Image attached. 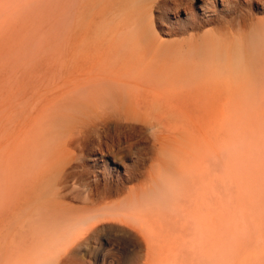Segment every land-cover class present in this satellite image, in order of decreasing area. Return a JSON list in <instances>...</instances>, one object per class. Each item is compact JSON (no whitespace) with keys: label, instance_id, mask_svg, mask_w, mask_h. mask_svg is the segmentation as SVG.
I'll return each mask as SVG.
<instances>
[{"label":"rangeland","instance_id":"rangeland-1","mask_svg":"<svg viewBox=\"0 0 264 264\" xmlns=\"http://www.w3.org/2000/svg\"><path fill=\"white\" fill-rule=\"evenodd\" d=\"M223 1L0 0V264H54L43 238L113 206L189 221L193 264H264V46L213 55L264 38V0H230L239 31Z\"/></svg>","mask_w":264,"mask_h":264},{"label":"bare ground","instance_id":"bare-ground-1","mask_svg":"<svg viewBox=\"0 0 264 264\" xmlns=\"http://www.w3.org/2000/svg\"><path fill=\"white\" fill-rule=\"evenodd\" d=\"M223 4L226 7V12H228V24L231 27L234 26L233 28L239 31L244 21H236L232 17V14L236 10L235 5L230 0L223 1ZM176 10L177 8H174V11ZM263 46L264 38L262 36L257 39V42L253 39H243L229 46L227 50L218 49L216 52H213V55L216 59L227 57V60L233 67L247 69L245 63L247 61L252 62L253 58L257 56V51ZM92 161L94 164H99L100 159L95 156ZM91 196L94 195L89 192V195L85 196V200L88 201L91 199ZM57 197L65 198L63 187H60V192H57ZM140 204L147 207L153 205V203L149 202L138 203V205ZM112 210H114V206L106 207L97 214L67 216L64 223L56 227V231H59L61 235L59 240H53L55 242H52L50 241L51 237L47 239L43 238L39 244L48 246L50 249L53 247L54 251L58 250L61 246L65 248V253L61 257H56L54 264H61V262L75 257L81 251H88V249L90 250L92 248L93 250L95 249L96 254L94 264H99V258L101 260L100 264H193L192 234L194 232L189 221H183L185 226L184 230L175 228L178 223L182 222H166V233L161 234L153 227L154 224L158 225V223L150 219L135 216L129 210L126 213L112 212ZM112 227L118 228L119 230L117 231L119 233L122 232V234L120 233L118 236L111 234L109 229ZM91 242H96V245H91ZM107 248L115 249L120 254V261L108 260L107 262L106 253H104V251L107 252Z\"/></svg>","mask_w":264,"mask_h":264}]
</instances>
